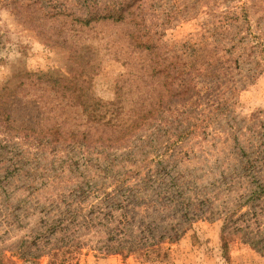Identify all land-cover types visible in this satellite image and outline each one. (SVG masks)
<instances>
[{"label": "rangeland", "instance_id": "1", "mask_svg": "<svg viewBox=\"0 0 264 264\" xmlns=\"http://www.w3.org/2000/svg\"><path fill=\"white\" fill-rule=\"evenodd\" d=\"M34 1L49 15L45 18L49 32L42 31L38 25L37 16H40V10L32 15V19L26 11V15L16 11L17 4ZM71 1L76 2H69ZM178 1L182 4L181 9L178 8L181 15L174 17L173 23L162 34L160 41L163 49L178 50L186 57L192 46L201 45L208 50L216 48L220 54H225L226 46L229 47L232 43L226 39L228 33L221 35L220 32L226 30V25L230 24V35H237L233 43L236 46L234 56L239 59L241 68L236 71L238 89H227L220 96L222 100L230 98L228 110H216L215 103H209L205 97H202L198 105L194 104L198 106V110L192 115L199 118V122L210 121L213 117L209 129L206 128L207 135L203 134V127L185 143L171 147L163 145L157 149L135 141L128 149L113 152L111 159L118 157L116 163L119 166L116 170L126 173L130 165L127 162L120 163L119 160L132 155L144 166L142 178L151 170V173L155 172L154 169L159 168L161 162L168 164L169 168L173 167L172 174L181 172L187 177L183 183V192L184 198L191 200V219L184 220L181 217L184 208L176 205L175 209L165 210L162 217H159L155 209L144 208L140 215L131 218L129 222L135 229L153 225L154 222L167 227L181 224L186 229L184 235L173 243L164 244L161 257L139 254L125 257L120 254L100 253L98 249L108 242L106 226L79 231L77 174L79 166L84 168V159L79 161V149L65 148L68 151L60 150L54 153L50 148H31L27 151V147L22 145L16 146L15 151H27L19 163L23 166L9 177L8 182H4V189L0 188V251L6 256L3 264H24L19 255L12 254L13 246L21 243L23 239L26 241V247L34 252H41L38 264H264V256L240 238L231 242L227 256H223L221 240L223 211L227 206L233 205L235 200L248 194L250 188L248 179L243 177L240 157L232 148L236 141L230 137V131L236 130L238 141L241 145H246L248 141L259 140L261 135L254 124L264 126V72L252 83L247 78L249 69L255 68L256 61L262 59V56L252 57L248 54L258 39L264 40V0ZM69 2L0 0V107L2 108L9 96L17 95L15 99L18 103L14 106L16 124H56L66 132L88 130L98 134L97 124L88 121L81 107L59 96L44 82L35 83L38 74L60 71L71 75L73 71L79 72L82 62L77 50L92 44L98 51L96 60L100 62V68L96 73L90 70L84 78L87 81L91 79L95 95L109 105L107 108L112 109L110 102L122 92L124 109L121 110L128 113L131 112L134 101L139 98V86L144 83L142 78L137 81L129 78V62L137 66L136 70L142 68V74L145 72L146 63L143 65L144 58L132 52L127 28L123 24L94 23L88 27L77 26L74 29L71 26L68 31L70 46L62 41L60 44L55 43L58 35L53 25L63 18L61 15L52 14L54 11H61ZM150 2L155 6V10L162 14V19L170 13L169 9H176L173 0ZM41 21L44 22V19L41 18ZM221 24L225 25L224 28H215ZM243 37L246 39L242 41ZM184 44L188 46L184 47ZM260 50L258 49V52ZM71 52L73 55H70ZM23 79L27 81L21 85ZM162 91L165 92L164 88ZM179 102H171L176 113L178 109L182 112L189 108ZM222 107L224 108L223 105ZM109 112L108 115L111 114ZM167 115L171 120L172 112L168 111ZM186 125L187 121L179 124L176 121L167 123L165 120L164 125L156 128V131H160L164 136L165 130L171 129L170 134H173L178 126L179 130L187 127ZM216 130L221 133L218 134ZM158 152L164 153L165 156L157 159ZM13 153L14 151H9L8 157H12ZM105 164L102 162L103 166ZM9 165V161L0 164V176H4V168ZM114 174L111 177H96L93 183L109 184L113 182ZM236 175L239 177L233 186L231 178ZM134 182L130 181V184ZM156 187L145 189L142 192L143 197L157 199ZM254 209L260 212L261 207ZM246 210L247 207L244 211ZM59 218L67 223L66 230H58L55 234L48 232L35 244L38 234L46 230L49 223ZM259 220L261 228L258 229V224L254 226L257 232L260 230L259 238L264 242V219ZM105 224H109V221H105ZM97 228H100L98 232ZM80 234L85 236L80 238L84 244L79 248Z\"/></svg>", "mask_w": 264, "mask_h": 264}, {"label": "trees", "instance_id": "2", "mask_svg": "<svg viewBox=\"0 0 264 264\" xmlns=\"http://www.w3.org/2000/svg\"><path fill=\"white\" fill-rule=\"evenodd\" d=\"M173 2L176 3V9H169L170 13L163 19L162 14L155 10L150 0H76V2H69L61 11L53 12L52 16L61 15L63 18L53 25L58 35V40H54L55 43L60 44L62 41L63 44L69 45L68 31L71 26L74 29L77 26L88 27L94 23L123 24L127 28V38L132 46V52L144 58L143 65L146 63L145 72L142 74V68L136 70L137 66L129 62L131 65L128 69L129 78L133 81L142 78L144 83L139 86V98L134 101L131 112L128 113L126 111L123 113L121 110L124 109L122 92H119L117 98L110 102L112 109L107 108L109 105L95 95L91 79L87 81L84 78L90 70L96 73L100 68V62L96 60L98 51L92 44L84 45V49L77 50L82 62L79 72L73 71L71 75L60 71L38 74L35 83L44 82L59 96L81 107L88 121L97 124L98 134L88 130L66 132L56 124L48 126L30 125L25 122L16 124L14 106L18 103L15 99L17 95L9 96L2 108L0 107V158H3L0 164L10 162V165L4 168V176H0V188L4 189V182H8L9 177L23 166L19 164L20 160L31 148L41 150L50 148L54 153L60 150L68 151L65 148H78L79 161L84 159V168L81 169L79 166L77 174L79 177V187L76 190L79 192V231L106 226L108 242L98 249L102 254H120L125 257L139 254L146 257H161V248L164 244L173 243L184 235L186 229L181 224H172L167 227L154 222L153 225L137 229L130 226L131 218L140 215V211L144 208L145 210L153 208L160 215L159 217H162L165 210L175 209L177 205L184 208L181 211V217L184 220L191 219L192 205L189 204L191 200L184 198L183 183L187 177L183 173L172 174L173 167L169 168L168 164L161 162V166L154 169L155 172L151 173V170L142 178L144 166L132 155L119 160L120 163L127 162L130 165L126 173H121L116 170L119 166L116 163L118 157L111 159V154L124 148L128 149L135 141L143 145L149 144L155 149L163 145L171 147L178 143L182 144L193 138L203 127L205 129L203 134L207 135L206 128L209 129L213 117L210 121L199 122V118L192 115L198 110V106L194 104L198 105L202 97H205L209 103H215L216 110H228L230 98L222 100L220 96L227 89L236 91L238 89L239 80L236 78V71L241 68L239 59L234 56L236 46L233 43L237 35H230V24L226 25V30L220 32L221 35L228 33L229 36L226 39L232 43L231 46H226L225 54H220L216 48L208 50L201 45L192 46L186 57L178 50L163 49L164 46L160 41L162 34L173 23V18L181 15L178 8L181 9L182 4H179L178 0ZM184 4L188 5L186 1ZM16 7L17 12L29 13L31 19L32 15L40 10L38 14L40 16H37L38 25L42 31L49 32L50 28L46 27L47 19H45L49 15L44 13L35 1L17 4ZM224 26L216 25L215 28L221 30ZM45 35L48 36V34ZM244 39L246 38L243 37L242 41ZM258 49H261L260 52ZM70 55H73V52ZM255 55L262 56V59L256 61V69H249L247 78L251 83L264 72V40L258 39L257 43L250 48L248 56ZM26 81L23 79L20 84L24 85ZM0 97L2 98L1 92ZM174 100H179L180 104L189 108L182 112L178 109L176 113L171 106ZM168 111L172 112L171 120L167 118ZM108 112L111 114L108 115ZM165 120L167 123L176 121L179 124L187 121V127L178 130L180 127L178 126L173 134H170L171 129L165 130L162 136L156 128L162 127ZM254 127H258L261 133L259 140L248 141L246 145H241L238 141L236 130L230 131V137L236 141L234 145L232 144V148L240 157L243 177L248 179L250 188L248 194L235 200L233 205L227 206L223 211L221 234L223 256H227L231 242L237 238L242 239L264 256V242L259 238L261 232L260 230L257 232L254 226L261 222L259 218L264 219V126L254 124ZM216 132L221 133L218 130ZM22 145L27 147L26 152L15 151L16 146ZM9 151H14L12 157H8ZM164 156V153L158 152L156 158ZM102 162L106 163L105 166ZM113 173H115L113 182L109 184L105 182L104 185L93 183L96 177H111ZM130 176L134 179L132 180ZM238 177L239 175L232 176L233 186ZM130 181L135 182L130 184ZM155 186H157V199H145L142 192ZM246 207L247 210L244 211ZM256 207H261L260 212L254 209ZM107 220L109 224H105ZM66 224L64 219L53 220L46 230L38 234L34 243L38 244L37 240L46 236L48 232L55 234L58 230H66ZM258 225L260 229L261 224ZM98 229L100 228H97V232ZM84 236L79 235V248L84 244V241L80 239ZM20 242L13 246L17 250L13 248L12 254L19 255L24 264H38L41 252H34L26 247L25 239ZM5 259V254L0 251V264H3Z\"/></svg>", "mask_w": 264, "mask_h": 264}]
</instances>
